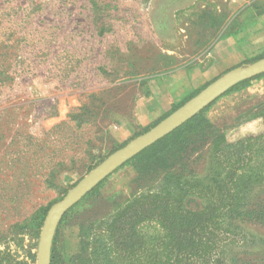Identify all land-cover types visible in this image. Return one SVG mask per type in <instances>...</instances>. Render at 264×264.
Returning <instances> with one entry per match:
<instances>
[{
  "label": "rangeland",
  "instance_id": "obj_1",
  "mask_svg": "<svg viewBox=\"0 0 264 264\" xmlns=\"http://www.w3.org/2000/svg\"><path fill=\"white\" fill-rule=\"evenodd\" d=\"M249 1V10L231 22L229 8L243 0H0V264H36L49 208L164 119L174 106L164 112L156 105L164 78L195 68L200 78L193 85L211 80L203 70L207 48L224 27L225 36L244 32L255 24L254 13L264 11V0ZM261 32L245 41L253 50L237 67L264 58ZM257 77L217 98L145 161L123 164L69 209L58 224V264H100L94 241L107 234L99 221L141 187L139 172L149 166L200 156L189 167L201 193L191 207L218 199L217 184L200 181L215 157L222 160L212 138L234 144L264 133V75ZM252 190L260 192L252 203L264 205V183ZM214 228L217 264H264V221L230 219ZM115 264H126L121 251Z\"/></svg>",
  "mask_w": 264,
  "mask_h": 264
},
{
  "label": "trees",
  "instance_id": "obj_2",
  "mask_svg": "<svg viewBox=\"0 0 264 264\" xmlns=\"http://www.w3.org/2000/svg\"><path fill=\"white\" fill-rule=\"evenodd\" d=\"M248 82L244 81L230 91ZM200 91L174 105L164 118ZM260 114L259 118L264 120V105ZM200 115L197 114L128 163L145 161L149 154L157 152L159 145L183 135ZM212 146L213 154L220 155L222 160L215 157L210 163V174L202 175L200 181L209 178L211 183H216L214 195L218 199L205 201L201 207H191L201 193L194 185L197 175L189 167L196 165L200 156L187 164L170 163L159 168L149 166L145 172H139L144 179L141 187L133 190L127 199L117 205L111 217L99 221L102 231L107 234L105 239L94 241V254L100 259V264H115L117 251L125 254L126 264H217L213 261L216 245L210 235L216 225L222 226L225 220L230 219L264 221V205L252 203L260 193L253 192L252 187L264 183V163L257 166L253 163L254 158L264 161L261 157L264 154V133L234 144L225 143L223 137L217 134L212 138ZM255 146L257 148L253 151ZM58 228L59 225L52 241L50 264H58L55 250ZM107 237L111 244L106 242Z\"/></svg>",
  "mask_w": 264,
  "mask_h": 264
},
{
  "label": "water",
  "instance_id": "obj_3",
  "mask_svg": "<svg viewBox=\"0 0 264 264\" xmlns=\"http://www.w3.org/2000/svg\"><path fill=\"white\" fill-rule=\"evenodd\" d=\"M262 74H264V58L245 67H237L226 72L146 133L110 154L71 188L59 202L49 208L40 232L36 264H50L52 241L61 218L102 180L133 157L188 122L236 85Z\"/></svg>",
  "mask_w": 264,
  "mask_h": 264
},
{
  "label": "crops",
  "instance_id": "obj_4",
  "mask_svg": "<svg viewBox=\"0 0 264 264\" xmlns=\"http://www.w3.org/2000/svg\"><path fill=\"white\" fill-rule=\"evenodd\" d=\"M235 1L236 0H231V4ZM233 6L234 5H232V7L228 10L232 16L231 22L237 19L236 17L240 12L249 10L251 1L243 0L241 7L238 8ZM254 15L256 17L255 26H246L243 28L244 32H239L238 34H233L232 36H225L227 33L225 32L226 30L224 27L222 29V35L218 36L216 42L207 48L208 54H206V56L208 55L209 59H207V65L203 67V70L206 78H211L210 81L205 82L203 85H193L195 80L200 78V76L195 75V68L190 69V71L186 74L183 73L185 74L183 76H181L182 74H178L176 76H167L164 78L163 83L160 85L162 89L158 91V100L156 102L158 108L164 110V112L168 111L171 106L179 104L187 96H189V94L191 95L200 91L203 87H206L226 72L237 68V65L241 61H244L252 52L251 50H253V45H249L245 41L253 38L251 34L257 32L259 29L261 31L264 29V11L260 14L259 12L258 14L254 13ZM250 28L255 32L251 31ZM231 57L234 58L231 60ZM184 79H186V82H184ZM153 99L154 98L151 95V97L146 101L148 102L146 104L152 105ZM140 124L144 125L146 123Z\"/></svg>",
  "mask_w": 264,
  "mask_h": 264
}]
</instances>
